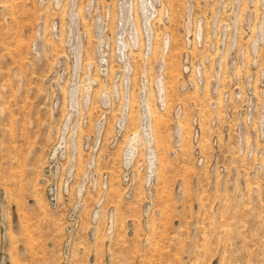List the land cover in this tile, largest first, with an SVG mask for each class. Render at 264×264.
<instances>
[{"label": "rangeland", "instance_id": "rangeland-1", "mask_svg": "<svg viewBox=\"0 0 264 264\" xmlns=\"http://www.w3.org/2000/svg\"><path fill=\"white\" fill-rule=\"evenodd\" d=\"M0 264H264V0H0Z\"/></svg>", "mask_w": 264, "mask_h": 264}, {"label": "built area", "instance_id": "built-area-1", "mask_svg": "<svg viewBox=\"0 0 264 264\" xmlns=\"http://www.w3.org/2000/svg\"><path fill=\"white\" fill-rule=\"evenodd\" d=\"M235 88H236V87H235ZM237 90H238V89H237ZM237 90H236V91H237ZM238 92H239V90H238ZM238 92H237V93H238Z\"/></svg>", "mask_w": 264, "mask_h": 264}]
</instances>
